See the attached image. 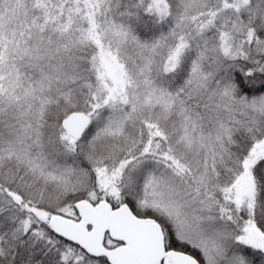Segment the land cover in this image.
I'll return each mask as SVG.
<instances>
[{
    "label": "snow or ice",
    "instance_id": "1",
    "mask_svg": "<svg viewBox=\"0 0 264 264\" xmlns=\"http://www.w3.org/2000/svg\"><path fill=\"white\" fill-rule=\"evenodd\" d=\"M0 264H264V0H0Z\"/></svg>",
    "mask_w": 264,
    "mask_h": 264
}]
</instances>
